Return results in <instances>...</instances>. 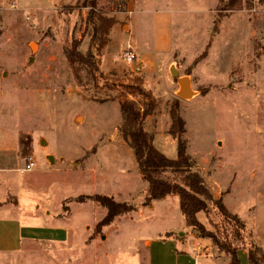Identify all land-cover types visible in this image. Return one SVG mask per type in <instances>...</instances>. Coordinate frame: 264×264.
Listing matches in <instances>:
<instances>
[{"label":"rangeland","instance_id":"1","mask_svg":"<svg viewBox=\"0 0 264 264\" xmlns=\"http://www.w3.org/2000/svg\"><path fill=\"white\" fill-rule=\"evenodd\" d=\"M129 1L98 0L93 9L87 0H0V130L11 136L8 143L13 147L2 154L7 167L0 171V185L8 193L0 191V226L11 217L30 221L40 213L71 215L77 227L65 244L34 238L16 252L0 253V264H141L138 249L143 242L170 230L186 232L185 239L200 256L230 259L211 239L188 229L178 195L152 208L144 206L149 185L119 131L120 103L101 102L120 92L108 91L104 79L96 86L82 66L81 85L65 56L73 40H82L80 49L93 51L102 72L123 80L136 77L131 76L133 63L124 60L125 37L116 30ZM215 1L167 3L179 29L194 28L195 42L189 44L186 35L188 55L178 59L188 63L181 76L190 80L193 97L170 94V83L179 78L165 76L156 91L159 107L146 128L155 147L176 159L177 140L168 133L169 109L179 101L193 171L202 176L213 200H222L245 223L247 249L255 245L264 254V0H239L235 10H230V0H219L211 30L209 9ZM152 5L141 2L143 18ZM92 9L96 24L99 17L118 22L100 55L98 42L92 41L94 26L88 22ZM224 19V31L213 40L218 21ZM203 40L210 41L204 52L186 62L199 52ZM133 99L142 103L140 97ZM29 156L36 166L23 173ZM94 195L133 205L136 211L121 216L115 230V225L99 230L106 209L89 199L78 200ZM214 201L199 220L210 232L222 233L225 225L231 231ZM10 233V240H16L17 232ZM247 249L238 250L240 264H251Z\"/></svg>","mask_w":264,"mask_h":264},{"label":"trees","instance_id":"2","mask_svg":"<svg viewBox=\"0 0 264 264\" xmlns=\"http://www.w3.org/2000/svg\"><path fill=\"white\" fill-rule=\"evenodd\" d=\"M97 1L87 0L93 9L96 8ZM238 2L239 0H230L228 4L230 10H235ZM93 9L89 13L88 22L94 26L92 41L98 42L96 50L100 55L108 45L111 30L118 22L115 18L99 17L96 24L94 22L96 14ZM81 45L82 40L75 39L64 51L79 83L82 85L79 73V68L82 66L90 71L96 86L100 79H104L106 80L104 87L108 91L120 92L119 97L109 96L101 99V102L118 100L120 103L122 124L119 131L123 140L133 150L142 178L149 185L144 206H151L153 201L165 199L170 195H178L187 226L197 230L202 238L211 239L220 252L230 256V264H240L237 252L242 247L247 249L244 236L246 225L236 214L228 210L222 200H213L202 176L193 171V160L187 152L188 143L183 138L186 133V122L180 114L179 101L174 100L169 109L171 124L168 133L177 140V158L170 159L155 147L154 137L146 128L148 118L156 112L160 102L146 87L145 80L142 77L123 80L105 74L100 70V64L96 62L93 51L90 49L83 53L80 49ZM136 97L142 98V103L133 99ZM168 172L173 175V178L162 177ZM84 199L98 203L107 211L105 217L96 226L99 230L111 225L116 218L136 211L133 205L117 202L108 196L94 195L78 198L79 202H84ZM211 201H214L219 214L227 221L231 231L225 225L222 233L210 232L201 223L198 215L207 211L208 202ZM172 236H174L173 233L166 235L167 238ZM236 242L239 244L237 245ZM247 251L251 264H261V262L264 264V254L260 247L252 245ZM260 258L263 260L261 261Z\"/></svg>","mask_w":264,"mask_h":264},{"label":"crops","instance_id":"3","mask_svg":"<svg viewBox=\"0 0 264 264\" xmlns=\"http://www.w3.org/2000/svg\"><path fill=\"white\" fill-rule=\"evenodd\" d=\"M148 1L153 5L150 13L143 18V11L139 10L141 9L139 6L141 2L144 3ZM168 2L172 3L175 2V0H130L128 2L127 11L122 13V15L125 14V17L118 18L119 23L116 28L118 34L125 37V41L127 42L125 50L131 49L137 56V60L133 62L130 67L132 71L131 76L142 77L145 80L146 87L150 89L156 97V91L162 78L170 75L173 79L172 72L175 70L179 73V79L183 78L181 76L183 75V68L184 66L186 67L188 63L181 64V61L178 59H180L179 57L181 56L188 55L185 48L188 45L185 39L186 35H188L187 39L190 40L189 44L195 42V37L192 35L193 33H191L194 28L179 29L180 25H176L177 22L174 20L175 18L172 14V10L169 8L171 5L167 4ZM215 2L213 7L209 9L210 14L213 15L211 18V26H209L211 30L216 20V14L219 12V0ZM124 19L125 25H122L121 23ZM225 24L226 20L224 19L219 25V33L213 37V40L220 35L221 31H224ZM113 29L111 31H113ZM185 31H187L186 34ZM209 43L207 44L206 41L203 40V44L199 46V52L185 61L192 63L195 57H199L204 52L201 49L205 45L207 47ZM102 67L104 68V64ZM180 89L179 80L177 83L175 80L170 83V94L180 92ZM6 132L7 131H4L2 133L0 130V167H2L0 171H3L7 167V163L4 161V156L2 154H7L9 150H13L12 144L8 143V137L10 135ZM2 134L6 137H2ZM15 148L14 146V149ZM20 187L28 186L20 185ZM0 191H2L1 185ZM2 192L3 194H7L8 189ZM158 201L161 200L153 201L152 205L148 207L152 208ZM2 203L4 202H0V204ZM120 217L116 218V220L107 227L115 225V227L112 228L115 230L116 222ZM32 220L24 221L15 216L14 218L11 217V219L5 221L4 225L0 226V253L16 252L23 243L34 240V238L35 240L65 244L67 241H71L73 235H75L77 231V227L71 221V215L56 218L55 215L42 217L41 214L38 213ZM188 229H190V227H188ZM10 231L17 232L18 237L16 240H10L12 238ZM168 233H173L174 236L167 238L166 235ZM185 238L186 232L175 233V231L172 230L165 233H158L147 238L138 249L141 256V264H230L231 259H229L228 256L218 257L216 259V256L210 258L205 255H198L196 246Z\"/></svg>","mask_w":264,"mask_h":264},{"label":"water","instance_id":"4","mask_svg":"<svg viewBox=\"0 0 264 264\" xmlns=\"http://www.w3.org/2000/svg\"><path fill=\"white\" fill-rule=\"evenodd\" d=\"M172 75L175 78H179V73L177 71H173ZM179 83L181 87L179 96L184 99L193 97V91H192L190 80L188 78H181L179 79ZM42 144H43V141H42Z\"/></svg>","mask_w":264,"mask_h":264},{"label":"built area","instance_id":"5","mask_svg":"<svg viewBox=\"0 0 264 264\" xmlns=\"http://www.w3.org/2000/svg\"><path fill=\"white\" fill-rule=\"evenodd\" d=\"M124 60L127 63H133L137 60V56L135 53L131 51V49L126 50L124 53ZM36 164L33 159V157H28L26 162H25V167L22 169V172H30L35 168Z\"/></svg>","mask_w":264,"mask_h":264},{"label":"bare ground","instance_id":"6","mask_svg":"<svg viewBox=\"0 0 264 264\" xmlns=\"http://www.w3.org/2000/svg\"><path fill=\"white\" fill-rule=\"evenodd\" d=\"M32 46H33V48H36V45L35 44H33Z\"/></svg>","mask_w":264,"mask_h":264}]
</instances>
